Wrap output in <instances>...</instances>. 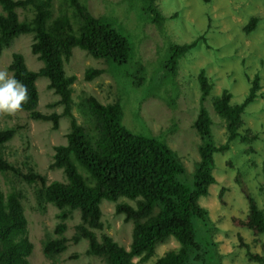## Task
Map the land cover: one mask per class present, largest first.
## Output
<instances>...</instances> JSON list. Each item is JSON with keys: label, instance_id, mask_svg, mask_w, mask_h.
Wrapping results in <instances>:
<instances>
[{"label": "trees", "instance_id": "trees-1", "mask_svg": "<svg viewBox=\"0 0 264 264\" xmlns=\"http://www.w3.org/2000/svg\"><path fill=\"white\" fill-rule=\"evenodd\" d=\"M155 1L145 0V10L152 20L162 23L165 18ZM61 4L55 12L53 0H0V56L15 37L32 34L31 52L42 62L38 70H31L23 54H12L7 68L27 89V101L20 110L26 111L33 120L50 121L53 130L59 128L61 117H67L70 122L66 142L53 146L52 161L48 165L51 170L61 169L65 180L50 183L33 166L24 173L8 159L5 145L19 127H0V174L15 177L9 191L0 186V264H33L29 256L34 243L24 209L26 195L24 187L15 184L16 180L33 190L36 209L44 212L48 204L59 209L52 233H46L43 239L42 249L48 259L56 260L70 242L78 244L85 239L88 242L86 254L100 257L106 264H136L135 257L147 262L155 255L158 244L172 237L179 247L165 252L154 264H194L192 257L195 255L201 260L202 247L193 220L196 217L202 221L209 219L208 209L199 200L208 195L210 185L216 181L215 153L228 150L237 139L251 143L258 137L251 130L241 131V128L242 114L260 89L259 75L250 79L249 93L241 103L233 104L232 93L227 89L212 99V106L225 122L227 132L226 141L216 145L213 119L205 106L212 83L204 69L199 72L200 106L193 125L200 137V159L191 178L187 179L184 163L164 138L135 132L122 123L120 100L103 103L94 95L83 93L80 109L88 126L78 121L71 97L76 76L65 71L73 49L80 47L95 58L122 65L132 61L134 46L105 17L94 16L81 0H62ZM19 8L32 15L21 19ZM257 21V16H251L244 31L251 32ZM194 45L195 41L171 43L169 57L164 62L166 73L175 77L179 60ZM102 73L103 69L90 67L85 70L84 78L90 81ZM41 76L49 79L48 88L58 96L47 106H61L62 112L45 113L38 109L40 96L36 81ZM262 171L264 176V161ZM241 187L249 210L246 218H236V222L254 234H264V211L246 187ZM223 193L224 188L220 192L222 202ZM121 197L135 204L120 202ZM103 199L116 202V213L133 223L129 248L121 246L107 233L97 235L96 230L104 227L100 207ZM75 210L80 211V222L75 225L73 235L67 237L68 220ZM247 255L264 264V256L251 251H247Z\"/></svg>", "mask_w": 264, "mask_h": 264}, {"label": "rangeland", "instance_id": "rangeland-1", "mask_svg": "<svg viewBox=\"0 0 264 264\" xmlns=\"http://www.w3.org/2000/svg\"><path fill=\"white\" fill-rule=\"evenodd\" d=\"M96 17H105L115 28L127 36L134 46V57L127 64H118L107 59H98L80 47L65 63L68 75H75L72 85V110L78 121L88 126L80 109L83 93L94 95L103 103L120 100L123 107L122 123L135 132L162 137L177 152L186 168L187 179L195 169L200 155L199 134L194 128L200 106L198 74L204 69L212 83L210 95L205 101L213 119V138L216 145L226 141L225 122L215 112L212 99L224 89L232 93L231 102L241 103L249 93L251 78H260V89L243 114L242 130H251L258 135L251 143L237 139L228 150H219L214 155L216 181L210 185L209 193L199 202L208 209L209 219L194 218L197 240L202 247L201 260L192 257L194 264H260L250 259L247 251L264 256V234H254L239 226L236 218H246L248 200L241 185L252 194L264 211V0H156L162 23L155 22L145 10V0H81ZM54 11L62 0H53ZM21 19L31 16L30 11L17 9ZM257 16L255 28L246 33L244 26L251 16ZM76 24V23H75ZM74 26L77 27V24ZM195 45L179 60L175 77L166 73L164 62L169 57L171 43ZM32 34H21L13 39L0 56V71L12 77L7 66L14 52H20L29 69L38 70L42 62L31 52ZM101 68L103 73L87 81V68ZM49 79L41 76L36 84L41 112H62L61 106L48 107L58 99L48 88ZM138 83L140 85H136ZM18 126L14 137L5 145L4 152L22 172L30 166L44 175L47 183L65 180L61 169L51 170L53 146L66 142L70 129L67 117H61L59 128L52 129L50 121L33 120L28 113L17 110L13 114L0 113V127ZM84 174L86 172L80 169ZM13 176L0 174V186L4 191L11 189ZM25 214L29 235L34 248L29 256L33 264H106L97 256L86 254L88 242L82 239L73 242L56 260L44 256L42 245L46 233H52L57 223L59 209L48 204L44 212L36 209L33 190L24 182ZM224 188L223 200L220 192ZM120 202L135 201L121 197ZM103 229L96 230L111 235L121 246L129 248L132 240V222L116 213V202L103 199L100 204ZM80 222V211L75 210L68 220L66 236L74 233ZM198 224V225H197ZM245 244V245H243ZM179 243L172 237L158 244L155 255L147 262L154 264L165 252L177 249Z\"/></svg>", "mask_w": 264, "mask_h": 264}, {"label": "clouds", "instance_id": "clouds-1", "mask_svg": "<svg viewBox=\"0 0 264 264\" xmlns=\"http://www.w3.org/2000/svg\"><path fill=\"white\" fill-rule=\"evenodd\" d=\"M26 101V87L6 72L0 71V113L13 114Z\"/></svg>", "mask_w": 264, "mask_h": 264}]
</instances>
